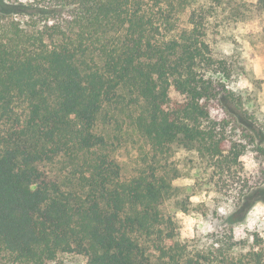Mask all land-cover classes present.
<instances>
[{"label": "trees", "instance_id": "trees-1", "mask_svg": "<svg viewBox=\"0 0 264 264\" xmlns=\"http://www.w3.org/2000/svg\"><path fill=\"white\" fill-rule=\"evenodd\" d=\"M220 4L0 0V254L12 264L66 253L85 264H264L259 231L188 250L164 213L167 174L151 166L123 179L96 130L107 106L136 108L155 154L179 146L231 168L244 150L234 141L226 153L238 118L222 84L235 66L210 36Z\"/></svg>", "mask_w": 264, "mask_h": 264}, {"label": "rangeland", "instance_id": "rangeland-1", "mask_svg": "<svg viewBox=\"0 0 264 264\" xmlns=\"http://www.w3.org/2000/svg\"><path fill=\"white\" fill-rule=\"evenodd\" d=\"M258 1L212 0L221 3L210 30L214 52L235 66L233 75L222 80L234 97L229 103L238 118L237 125L225 130L226 153L234 141L244 150L230 169L223 172L213 163L208 167L197 152L179 146L169 154H155L136 128V108L107 106L96 128L121 165L123 179L151 166L167 174L172 190L164 213L173 219L178 238L188 250L210 248L212 238L229 233L238 240H246L255 231L264 236V183L259 184L264 159L257 150L264 147V7ZM86 261L83 255L66 253L47 264ZM0 264L12 263L0 254Z\"/></svg>", "mask_w": 264, "mask_h": 264}]
</instances>
